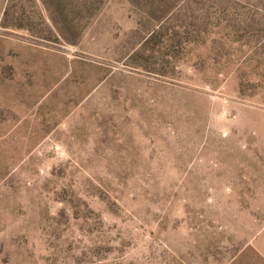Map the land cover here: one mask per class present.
I'll return each instance as SVG.
<instances>
[{
    "label": "rangeland",
    "instance_id": "1",
    "mask_svg": "<svg viewBox=\"0 0 264 264\" xmlns=\"http://www.w3.org/2000/svg\"><path fill=\"white\" fill-rule=\"evenodd\" d=\"M0 264H264V0H0Z\"/></svg>",
    "mask_w": 264,
    "mask_h": 264
}]
</instances>
